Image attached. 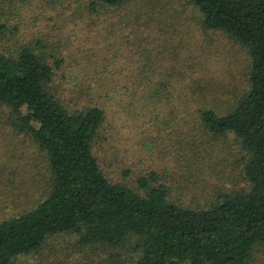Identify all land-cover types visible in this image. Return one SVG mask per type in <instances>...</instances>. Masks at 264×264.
Here are the masks:
<instances>
[{
    "label": "rangeland",
    "instance_id": "rangeland-1",
    "mask_svg": "<svg viewBox=\"0 0 264 264\" xmlns=\"http://www.w3.org/2000/svg\"><path fill=\"white\" fill-rule=\"evenodd\" d=\"M0 0L8 27L0 52L28 46L54 68L51 92L68 111L98 106L105 121L93 154L108 181L143 196L138 181L162 185L170 203L205 209L221 193L247 190L244 151L232 134H212L197 111L220 114L248 90L245 48L207 31L186 0ZM61 61L58 68L55 61ZM0 106V222L36 207L49 193L48 164L15 134ZM130 247L82 248L73 235L49 237L11 264H127ZM247 264H264L257 247Z\"/></svg>",
    "mask_w": 264,
    "mask_h": 264
},
{
    "label": "trees",
    "instance_id": "trees-1",
    "mask_svg": "<svg viewBox=\"0 0 264 264\" xmlns=\"http://www.w3.org/2000/svg\"><path fill=\"white\" fill-rule=\"evenodd\" d=\"M131 0H92L119 7ZM207 31L245 48L248 90L226 113L200 109L212 134H232L245 154L247 190L221 193L205 209L172 204L162 185L138 181L143 196L103 175L93 154L105 112L66 110L51 92L54 68L28 46L0 52V106L6 122L28 137L48 164L49 193L17 217L0 222V264L39 250L49 237L73 235L82 248L130 247L127 264H247L264 248V0H186ZM8 27L0 23V39ZM55 61L58 68L61 61Z\"/></svg>",
    "mask_w": 264,
    "mask_h": 264
}]
</instances>
